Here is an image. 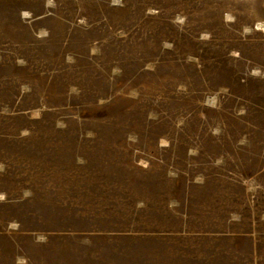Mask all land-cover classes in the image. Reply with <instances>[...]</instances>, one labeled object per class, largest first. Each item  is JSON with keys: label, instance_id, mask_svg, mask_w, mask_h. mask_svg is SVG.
<instances>
[{"label": "rangeland", "instance_id": "obj_1", "mask_svg": "<svg viewBox=\"0 0 264 264\" xmlns=\"http://www.w3.org/2000/svg\"><path fill=\"white\" fill-rule=\"evenodd\" d=\"M0 264H264V0H0Z\"/></svg>", "mask_w": 264, "mask_h": 264}]
</instances>
